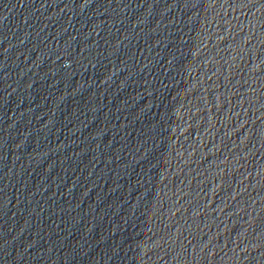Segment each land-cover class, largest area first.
Returning a JSON list of instances; mask_svg holds the SVG:
<instances>
[{
    "label": "water",
    "instance_id": "water-1",
    "mask_svg": "<svg viewBox=\"0 0 264 264\" xmlns=\"http://www.w3.org/2000/svg\"><path fill=\"white\" fill-rule=\"evenodd\" d=\"M0 264H264V0H0Z\"/></svg>",
    "mask_w": 264,
    "mask_h": 264
}]
</instances>
